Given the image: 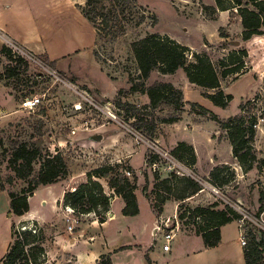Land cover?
<instances>
[{"label": "rangeland", "instance_id": "rangeland-1", "mask_svg": "<svg viewBox=\"0 0 264 264\" xmlns=\"http://www.w3.org/2000/svg\"><path fill=\"white\" fill-rule=\"evenodd\" d=\"M69 1L38 0L37 4H39L38 9L44 10V15L49 18L52 24L53 20L58 18L55 12L62 13L64 19L62 21L60 15L56 19V25L61 29L64 28L67 32L76 25L71 20L73 18L71 13L74 12L70 11ZM209 1L212 0H136L137 6L141 8L136 10V15L144 14L147 18L142 25L137 28L128 27L126 33L117 39L100 34L95 46L96 57L116 81L109 82L100 79L98 88L110 95L118 90L116 95L111 98L97 97L86 91L85 87H77L73 78L60 74L45 58L36 56L48 63L50 68L42 69L32 61V56L29 53L18 47H9L14 55L11 62L0 54V82L5 89L3 90L10 97L13 96L16 101V113L13 114L11 122L0 124V182L4 188L19 194L29 183L36 180L40 166L39 161L33 164V172L28 178L24 180L13 179L11 184L8 183L9 177H14V174L8 169L7 161L12 149L20 143L34 145L42 154L47 150L52 154L59 152L67 164L68 175L58 182L73 184V190L86 180V173L94 167H101L109 161L115 160L122 143L123 145L127 144L129 149L133 151L142 148L145 151V161L150 156H157L156 169L148 166L146 162L143 163L141 153L133 157V164L140 175L139 183L143 181L137 191L142 207L139 221L149 222L150 220L145 204L141 199L144 186L147 187L146 193L149 195L152 189L148 183V175L153 177V174L157 173L162 177L171 171H177L181 175L195 177L205 189L203 194L206 200L218 203V208L227 206L234 210L241 217L239 222L241 233L244 236L249 229L264 230V212L259 219L255 217L259 209V192L264 193L263 160H259V170L255 169L251 174L245 176L239 174V178L228 186L214 188L203 177L204 171L201 170H203L204 162L199 163V170H196V173L174 160H172L173 163H170L169 159L161 155L165 151L155 147L153 139L152 141L147 139L145 130L134 128L135 119L132 113H127L115 106L116 100L132 104L137 109L145 105L144 102L147 103L145 95L129 92L132 84L129 83V77L133 83H139L136 80L137 69L130 45L148 33L167 35L190 48L192 52L206 53L215 67H218L219 60L229 51L246 48L248 57L244 61V68L241 72L221 79L220 82L221 90L225 94L232 95V100L226 109L212 107L207 100L201 97L203 91L191 85L182 70H179L174 76L162 75L154 71L146 80L145 85L150 86L155 82L171 83L183 92L186 102L199 103L207 107L221 120L239 114V104L245 103L247 100L252 101L255 105L253 112L257 116L256 138L253 145L255 152L258 153L257 156L263 157L264 118H261V113L264 111V31L262 36H256L249 42L240 45L233 44L238 33V17L232 15L229 19V25L223 27L220 32L227 38H223L222 41L216 40L218 29L216 30L215 23L210 22L214 18V14L204 10V6L208 5ZM73 3L81 2L80 0H73ZM153 18L155 22H153ZM69 53L72 52L69 51ZM246 74L249 75L245 76ZM250 94L251 96L247 97ZM32 97L40 99L39 105L30 111L21 108V103ZM76 107H79V110H76ZM142 113L146 114V111H142ZM170 113V109L157 110L153 116L163 118ZM181 116L182 122L178 126L168 127L165 124H159L155 133L157 135L159 132L165 133L164 138L166 139L168 129H171L175 134L182 131L186 133L193 129L192 133L199 137H205L209 134L218 141H222L225 137L224 132L219 130L214 122L208 120L207 116H196L190 111L189 106L185 107ZM145 118L148 117L145 115ZM96 135L100 136V139ZM218 151L220 154H226L225 145L221 142ZM199 154L200 157H205L203 151ZM115 164L119 165L116 172L124 177L123 171L125 169L130 171L123 162ZM168 167H171L169 172L165 169ZM130 173L131 176L128 179L132 180L136 175L132 171ZM136 185H138V178ZM212 188L216 189L217 192H213ZM51 191L53 190L48 188L40 189L31 201L32 208L38 211L39 219L43 222L50 220L52 212L48 205L42 210L40 201L41 198L52 193ZM68 191H72V189ZM151 199H153L152 196H150ZM195 202L192 201L191 204H195ZM200 202L208 201L202 202L200 200ZM117 206L118 204L115 203L113 210H116ZM62 207L68 214L65 207ZM176 219L171 218L172 221ZM31 223V221H26L21 217L12 220L15 228H20L22 225L29 227ZM74 224L71 223L70 225L73 227ZM60 226L62 225L60 224ZM179 227L180 229L193 228L192 226L186 228L181 222H179ZM88 249L89 246H83L80 249L81 264H93L89 260L83 262L86 258L84 255L88 256ZM92 249L93 253L96 252L98 250L97 244H94ZM71 262L72 259H69L66 264H71Z\"/></svg>", "mask_w": 264, "mask_h": 264}, {"label": "trees", "instance_id": "trees-1", "mask_svg": "<svg viewBox=\"0 0 264 264\" xmlns=\"http://www.w3.org/2000/svg\"><path fill=\"white\" fill-rule=\"evenodd\" d=\"M77 7L82 16L92 24L97 36L104 34L117 39L126 33L128 27L137 28L146 21L144 14L136 15V0H80ZM204 10L211 11L212 15L218 11H235L240 18L242 32L240 38L243 42H249L256 36H262L264 31V0H214L213 6H204ZM213 15V16H214ZM136 16V17H135ZM212 16V17H213ZM153 22L155 19L153 18ZM219 30V36L226 38ZM134 58L137 78L139 83H133L129 77L130 93H140L148 99V104L137 109L129 103L116 100L115 106L132 113L135 122L133 126L137 130H145L147 139L152 141L157 125L174 124L181 120V115L186 106L196 116L208 117L216 123L219 129L225 132L231 145L232 157L236 160L243 173H247L256 165L260 169L259 160L253 147L256 136L257 116L253 112L255 105L247 100L238 106L239 114L226 120L219 119L213 112L198 103H188L184 100L183 93L171 83L155 82L146 86L145 82L154 71L162 75H173L182 70L187 81L202 89L201 96L209 100L214 106L226 109L232 100V95L225 94L220 88L221 79L236 75L244 68V61L248 57L246 48L229 51L215 67L206 53L192 52L167 35L148 33L144 37L133 41L130 45ZM0 54L10 62L14 55L9 47L3 46ZM96 55V54H95ZM212 93H209V92ZM120 92V91H119ZM248 107V108H247ZM170 109L167 117L155 118L157 110ZM146 111V114L142 113ZM147 111H149L147 113ZM262 119L264 118V111ZM145 115L149 118H145ZM169 156L193 171L196 156L192 146L185 142H178L169 152ZM39 161V171L36 180L29 183L19 194L9 193L10 212L16 217L24 216L28 210V199L41 185H49L66 178L68 167L63 156L56 152L52 154L45 151L44 154L34 145L20 143L12 149L7 161V167L14 177H9L8 183L13 179L24 180L33 172V164ZM264 161V160H263ZM262 161V162H263ZM146 164H156L157 156H150ZM264 163V162H263ZM118 164H106L86 173V180L73 191H67L63 195L62 205L73 211L77 217L93 214L98 223L107 219L111 201L119 197L124 202L121 214L126 217L138 215V205L135 191L137 178L128 179L117 173ZM129 169V168H128ZM113 174V175H112ZM112 175V176H111ZM234 170L227 165L214 167L207 183L215 187L228 186L235 181ZM99 179H106L111 194L107 195ZM3 190L4 186L0 182ZM201 184L193 176L177 174L174 171L167 177L161 178L157 173L153 174V185L150 195L146 193L147 187L142 191L151 204L152 210L158 216L163 211L167 201L178 202L177 219L186 228L192 226L195 234L202 238L206 248L216 247L220 241V227L232 221H239L241 217L229 207L218 210L217 203L206 207L190 208L183 201L200 192ZM142 192V193H143ZM150 196L153 199L150 200ZM259 209L256 219L264 212V193L259 192ZM21 227H25L22 225ZM12 224L11 242L6 254L0 259V264H43L45 250L44 237L36 222L31 223V229L21 230ZM34 231V232H32ZM246 245L243 247L245 264H264V230L249 229L244 236ZM100 257L98 264H111L109 257L104 262Z\"/></svg>", "mask_w": 264, "mask_h": 264}, {"label": "crops", "instance_id": "crops-1", "mask_svg": "<svg viewBox=\"0 0 264 264\" xmlns=\"http://www.w3.org/2000/svg\"><path fill=\"white\" fill-rule=\"evenodd\" d=\"M37 1L0 0V50L3 46H15L34 56L43 57L60 74L73 78L77 87H85L86 91L97 97H114L118 90L110 95L98 88L100 79L109 82H115L116 80L109 75L108 70L97 59L95 55V46L98 38L97 33L92 24L82 16L77 7V3H73V0L69 1L70 11L74 12L71 13L73 17L71 20L76 25L66 32L64 28L61 29L56 25V19L61 15L60 17L63 21L64 15L55 12L58 18L53 20L52 24L49 18L44 15V10L41 8L40 10L38 9L39 4H37ZM205 6L214 7V0L209 1L208 5ZM232 15L238 17V33L233 44L240 45L245 42L240 38L242 27L240 18L235 11H218L210 22L215 23V28L216 30L218 29L216 40L222 41L223 38L219 36V30H223V27L229 25V19ZM230 48L232 49V47ZM69 51L72 53H69ZM247 75L249 74L245 76ZM3 89L0 82V124L11 122L13 114L16 113L15 99L13 96L10 97L4 91L5 89ZM250 96L251 94L247 97ZM207 101L212 107L218 108L209 100ZM144 104H148V99L147 103L144 102ZM205 108L207 109V107ZM181 122L182 116L179 122L165 125L168 127L178 126ZM215 125L217 126L216 123ZM192 131L193 129L188 130L186 133L182 131L181 133L175 134L171 129H168L166 139L164 138L165 133L161 134L159 132L158 135L155 133L153 138L154 145L162 151H165L162 153H167L168 155L178 142H185L192 146L196 156V163L193 167L194 173H196V170H199V163L204 162L203 170L201 171H204L203 177L205 179L208 178L210 171L214 167L221 165L230 166L234 170L236 175L235 180L239 178V174L242 176L249 175L257 169L256 165H254L253 169L249 172H242L240 166L232 157L231 145L228 139H226L225 132L223 133L225 135L223 140L218 141L214 140L212 135L208 134L205 137H199L192 133ZM96 137L100 139V136L96 135ZM220 142L225 145V155L220 154L218 151ZM90 143L92 142L90 141ZM118 150L116 159L109 161L107 164L123 162L138 178V188L135 191L139 211L138 215L133 217L123 216L121 211L124 207V202L121 198L114 197L110 204L108 218L100 224L93 215L77 217L67 211L68 214H66L62 209L63 195L68 190L72 189L73 191V184L56 182L39 186L34 191L33 196L28 199L29 210L21 218L26 221L36 222L42 231L44 237L43 247L45 250V261L43 264H56L58 262L66 264L69 262V259H72L71 264H81L80 249L83 246H89L88 256L84 255L86 258L83 262L89 260L93 264H98L99 258L102 256L104 257V262H107V257H109L111 264H245L244 249L240 244L241 227L239 221H232L220 227V241L213 248H206L202 238L195 234L194 230L180 229L179 227L169 244L168 251H163L162 247L165 242L159 234L154 236V226L157 220L156 215L152 210L150 202L145 198L143 193L141 199L145 204L150 220L149 222L139 221L142 214V207L139 203L137 191L143 181L139 183L140 175L133 164V157L141 153L143 163L145 164V151L142 148L134 151L130 150L127 144L123 145L122 143ZM201 151L205 155L204 158L200 157L199 153ZM255 155L257 160H264V155H262L263 157H258V153L256 152ZM96 168L98 167H94L93 169ZM165 169L168 172L171 171L169 167ZM167 175L161 178H165ZM98 182L107 195L112 193L106 179H99ZM148 183L152 187L153 177L151 175H148ZM45 188L53 191L49 195L41 198L40 206L44 210L48 205L52 216L50 220L43 222L39 219L38 211L32 208L31 201L40 189ZM204 192L205 189L202 187L200 192L185 199L183 201L184 205L195 208L198 206L206 207L216 203L206 200L203 194ZM9 193L10 191L8 189L4 188L2 190L0 187V259L6 254L11 242L12 220L16 218L10 212ZM200 200L202 202H208L199 203ZM192 201H196L195 204H191ZM115 203L118 206L116 210H113ZM177 206L178 202L167 201L160 214L162 220L176 219ZM217 209L222 210L223 208H218L217 206ZM40 213L43 212L40 211ZM71 223H75L73 227L70 225ZM69 227H71V230L68 229ZM94 244H97L98 250L93 253L92 248Z\"/></svg>", "mask_w": 264, "mask_h": 264}, {"label": "built area", "instance_id": "built-area-1", "mask_svg": "<svg viewBox=\"0 0 264 264\" xmlns=\"http://www.w3.org/2000/svg\"><path fill=\"white\" fill-rule=\"evenodd\" d=\"M14 47V46H11ZM28 53V52H27ZM30 56H32V61L34 63H36L37 65H39L42 69L46 68V69H50L48 66V63H46L44 60L38 59L36 56L32 55L29 53ZM40 103V99L38 97H32L29 99H25L22 103H21V108H23L24 110H33V108L37 107ZM76 110H79V107H76ZM255 128L257 127V124L254 126ZM163 157L169 159L170 163H173L172 159L167 153H162L161 154ZM175 161V160H174ZM177 162V161H175ZM178 163V162H177ZM154 169L156 168V164L151 165ZM169 169L171 170V168L169 167ZM177 174H180L177 171H174ZM125 177L129 178L131 176L130 171L128 170H124L123 171ZM213 192H217L216 189L212 188ZM66 211L68 213H73V211L66 207ZM154 212V211H153ZM154 214L156 215V222H155V226H154V236L159 234L160 237L162 238V240L165 242V244L162 247L163 251H168L169 249V244L172 241V239L174 238V234L178 231L179 229V221L176 219L175 221L171 220V219H166V220H162V218L160 216H158L156 214V212H154ZM108 216V215H107ZM27 227H21V230L26 229ZM28 229H31V226L28 227ZM69 230H71V227L68 228ZM34 232V231H32ZM240 244L245 247L246 245V241L244 238V235L241 233L240 234Z\"/></svg>", "mask_w": 264, "mask_h": 264}]
</instances>
